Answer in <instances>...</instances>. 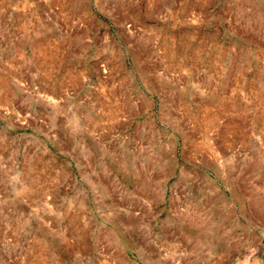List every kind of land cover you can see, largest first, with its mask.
Segmentation results:
<instances>
[{
	"label": "rangeland",
	"instance_id": "rangeland-1",
	"mask_svg": "<svg viewBox=\"0 0 264 264\" xmlns=\"http://www.w3.org/2000/svg\"><path fill=\"white\" fill-rule=\"evenodd\" d=\"M0 264H264V0H0Z\"/></svg>",
	"mask_w": 264,
	"mask_h": 264
}]
</instances>
